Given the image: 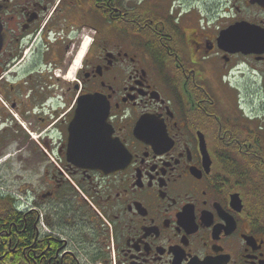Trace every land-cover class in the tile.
Here are the masks:
<instances>
[{
	"label": "flooded vegetation",
	"instance_id": "obj_1",
	"mask_svg": "<svg viewBox=\"0 0 264 264\" xmlns=\"http://www.w3.org/2000/svg\"><path fill=\"white\" fill-rule=\"evenodd\" d=\"M79 114L115 172L69 162ZM28 156L0 264H264V6L0 0V161Z\"/></svg>",
	"mask_w": 264,
	"mask_h": 264
},
{
	"label": "rangeland",
	"instance_id": "obj_2",
	"mask_svg": "<svg viewBox=\"0 0 264 264\" xmlns=\"http://www.w3.org/2000/svg\"><path fill=\"white\" fill-rule=\"evenodd\" d=\"M39 156L9 158L3 163L0 161V184H2L0 188H3V191H11L13 195L20 196L21 194L22 198L27 195L28 190L39 184L41 180L43 164ZM2 196L3 198L9 197L3 194Z\"/></svg>",
	"mask_w": 264,
	"mask_h": 264
},
{
	"label": "water",
	"instance_id": "obj_3",
	"mask_svg": "<svg viewBox=\"0 0 264 264\" xmlns=\"http://www.w3.org/2000/svg\"><path fill=\"white\" fill-rule=\"evenodd\" d=\"M255 3H259L262 6H264V0H254ZM235 31H228L224 34L223 39L226 41L229 40L232 37H235L236 34ZM81 121V115L79 114L76 119L73 121L70 131H69V150L70 152L74 149H77L78 147L82 148H92L94 145H98L94 143L93 141L101 140L96 137L92 138H84V139H76V136L74 135V129L80 124ZM107 139L105 138L103 141V144L105 143ZM114 151L111 149H103V150H93V151H82V152H71L68 153V160L70 163L75 162L77 160H85L86 163L90 164V167L93 169L100 170L103 174L106 173H112L115 172L116 169H114L113 164H110L111 166H108L107 164L110 163L113 159L112 154Z\"/></svg>",
	"mask_w": 264,
	"mask_h": 264
},
{
	"label": "trees",
	"instance_id": "obj_4",
	"mask_svg": "<svg viewBox=\"0 0 264 264\" xmlns=\"http://www.w3.org/2000/svg\"><path fill=\"white\" fill-rule=\"evenodd\" d=\"M12 201L14 202V200H13V199H10V203H11V204L13 203Z\"/></svg>",
	"mask_w": 264,
	"mask_h": 264
}]
</instances>
